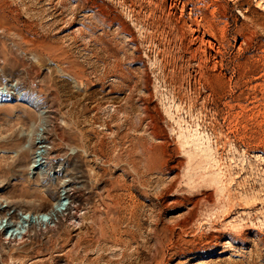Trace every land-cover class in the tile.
<instances>
[{"label":"rangeland","instance_id":"obj_1","mask_svg":"<svg viewBox=\"0 0 264 264\" xmlns=\"http://www.w3.org/2000/svg\"><path fill=\"white\" fill-rule=\"evenodd\" d=\"M0 264H264V0H0Z\"/></svg>","mask_w":264,"mask_h":264},{"label":"bare ground","instance_id":"obj_2","mask_svg":"<svg viewBox=\"0 0 264 264\" xmlns=\"http://www.w3.org/2000/svg\"><path fill=\"white\" fill-rule=\"evenodd\" d=\"M194 137V141H193V143H195V140L196 139H198L199 137H197V136H193ZM197 137V138H196ZM185 138H187V140L185 139V141H188L189 143H190V141L188 140V138H189V136L187 137V135L185 136ZM196 144V143H195ZM197 146H199L200 148H201V146L200 145H198V144H196ZM208 148V147H207ZM207 148L204 150V151H207ZM209 149V148H208ZM202 150V149H201ZM210 150H211V148H210ZM208 152H209V154H210V151L208 150ZM207 153V152H206ZM207 156L209 157V155L207 154ZM58 207H59V202H54L52 205H51V208L48 210V213H50L52 216H54L55 217V215L57 216L58 214ZM53 217V218H54ZM22 219H23V217H21ZM20 218V219H21ZM19 218H18V220H20ZM25 219V218H24ZM27 219V218H26ZM22 221V220H21ZM21 221H19V222H21ZM18 222V223H19ZM2 223V222H1ZM21 225L20 226H22V228H25V229H27L26 228V225H28V224H26V222H25V220L23 221V222H21L20 223ZM29 226V225H28ZM24 233H27V230H24Z\"/></svg>","mask_w":264,"mask_h":264}]
</instances>
